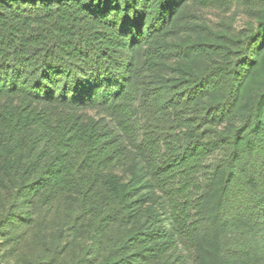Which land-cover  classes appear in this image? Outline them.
<instances>
[{"label":"trees","instance_id":"obj_1","mask_svg":"<svg viewBox=\"0 0 264 264\" xmlns=\"http://www.w3.org/2000/svg\"><path fill=\"white\" fill-rule=\"evenodd\" d=\"M0 264H264V0H0Z\"/></svg>","mask_w":264,"mask_h":264},{"label":"rangeland","instance_id":"obj_2","mask_svg":"<svg viewBox=\"0 0 264 264\" xmlns=\"http://www.w3.org/2000/svg\"><path fill=\"white\" fill-rule=\"evenodd\" d=\"M195 18L209 26H216L221 20L229 26L232 32H239L248 26L249 22L244 13V8H234L227 15H220L213 11H193ZM251 23V22H250ZM85 114L100 118V113L96 111H85Z\"/></svg>","mask_w":264,"mask_h":264}]
</instances>
